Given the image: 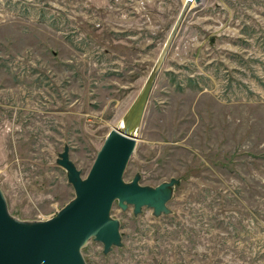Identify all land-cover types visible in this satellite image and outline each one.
<instances>
[{
    "label": "rangeland",
    "instance_id": "obj_1",
    "mask_svg": "<svg viewBox=\"0 0 264 264\" xmlns=\"http://www.w3.org/2000/svg\"><path fill=\"white\" fill-rule=\"evenodd\" d=\"M184 0H0V187L11 215L45 220L75 196L137 97ZM125 169L176 179L167 211L112 216L122 244L87 264H264V0L189 9L150 87Z\"/></svg>",
    "mask_w": 264,
    "mask_h": 264
},
{
    "label": "water",
    "instance_id": "obj_2",
    "mask_svg": "<svg viewBox=\"0 0 264 264\" xmlns=\"http://www.w3.org/2000/svg\"><path fill=\"white\" fill-rule=\"evenodd\" d=\"M191 1L181 9L160 62H155L140 94L131 104L126 128H112L108 132L89 172L83 176L71 159L68 146L60 152L57 162L67 171L75 196L57 214L45 220H19L10 214L0 187V264H87L82 248L90 239L102 242L105 252L122 244L120 220L112 216L116 201L123 209L133 205L135 213L144 206L153 208L156 214L167 211L169 190L176 179L151 186L142 184L138 174L127 181L124 173L137 145L135 132L140 126L150 87ZM201 1L195 0V4Z\"/></svg>",
    "mask_w": 264,
    "mask_h": 264
},
{
    "label": "bare ground",
    "instance_id": "obj_3",
    "mask_svg": "<svg viewBox=\"0 0 264 264\" xmlns=\"http://www.w3.org/2000/svg\"><path fill=\"white\" fill-rule=\"evenodd\" d=\"M188 1L189 0H184V4H183V7L182 8H184L185 6H187V4H188ZM195 4V0H193V1H191L190 3H189V8L191 9V7H193V5ZM169 37V39H167L166 41H165V43H164V45L162 46V49H161V51L159 52V55L157 56V58H156V61L155 62H160V59L162 58V56H163V53H164V51H165V49H166V46L168 45V42H169V40H170V38H171V35L169 34L168 35ZM158 57H160L159 58V61H158ZM154 65H155V63H154ZM153 65V66H154ZM163 66V65H162ZM140 92H141V90L139 91V94H140ZM138 94V95H139ZM130 108V107H129ZM129 108L127 109V111L124 113V115H123V117H122V119H120L119 118V120L117 121V123L115 124V125H113V128H118L119 130H124L125 128H126V126H127V118H128V110H129ZM140 127V126H139ZM138 127V128H139ZM138 130V129H137ZM135 134H137V131L135 132ZM137 136V135H136ZM137 138V137H136Z\"/></svg>",
    "mask_w": 264,
    "mask_h": 264
}]
</instances>
